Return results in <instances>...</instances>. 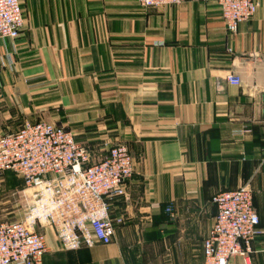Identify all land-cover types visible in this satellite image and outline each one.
<instances>
[{
    "label": "crops",
    "instance_id": "crops-1",
    "mask_svg": "<svg viewBox=\"0 0 264 264\" xmlns=\"http://www.w3.org/2000/svg\"><path fill=\"white\" fill-rule=\"evenodd\" d=\"M21 10L19 37L0 39V135L45 121L94 162L119 143L134 163L125 196L109 202L122 219L112 242L63 250L37 226L40 264H201L212 196L244 185L262 231L246 263L264 264L263 0L234 34L201 0H21ZM24 194L0 174V223L22 220Z\"/></svg>",
    "mask_w": 264,
    "mask_h": 264
},
{
    "label": "built area",
    "instance_id": "built-area-1",
    "mask_svg": "<svg viewBox=\"0 0 264 264\" xmlns=\"http://www.w3.org/2000/svg\"><path fill=\"white\" fill-rule=\"evenodd\" d=\"M141 8L179 5L186 0H136ZM220 11L226 31L234 34L251 20L259 0H201ZM264 2V0H263ZM24 26L21 0H0V39L16 40ZM234 86L240 79L228 74ZM11 172L23 184L27 206L22 220L0 223V264H40L48 245L37 226L54 230L63 250L112 242L121 218L109 216V202L125 196L134 172L133 158L123 144L110 145L94 162L90 152L62 125L25 122L0 135V174ZM216 214L202 242L201 264H245L252 242L262 233L248 185L212 196Z\"/></svg>",
    "mask_w": 264,
    "mask_h": 264
},
{
    "label": "rangeland",
    "instance_id": "rangeland-1",
    "mask_svg": "<svg viewBox=\"0 0 264 264\" xmlns=\"http://www.w3.org/2000/svg\"><path fill=\"white\" fill-rule=\"evenodd\" d=\"M27 200L31 201V198L29 197V195H28V197L26 198V201H27ZM29 204H30L29 202H26V203H25V206H24L25 208L23 209L24 212L26 211V208H27L26 205H29Z\"/></svg>",
    "mask_w": 264,
    "mask_h": 264
}]
</instances>
